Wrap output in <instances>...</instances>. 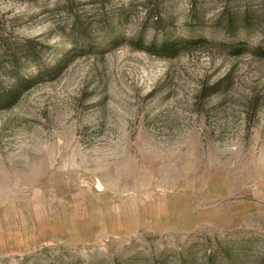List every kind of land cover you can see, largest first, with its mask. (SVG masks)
<instances>
[{
    "label": "rangeland",
    "instance_id": "rangeland-1",
    "mask_svg": "<svg viewBox=\"0 0 264 264\" xmlns=\"http://www.w3.org/2000/svg\"><path fill=\"white\" fill-rule=\"evenodd\" d=\"M10 92L0 264H264V0H0Z\"/></svg>",
    "mask_w": 264,
    "mask_h": 264
},
{
    "label": "trees",
    "instance_id": "trees-1",
    "mask_svg": "<svg viewBox=\"0 0 264 264\" xmlns=\"http://www.w3.org/2000/svg\"><path fill=\"white\" fill-rule=\"evenodd\" d=\"M14 92L16 91V90H13ZM14 92H13V95H12V93L10 94V93H3V94H1L0 95V105H6V104H8L12 99H13V96H14Z\"/></svg>",
    "mask_w": 264,
    "mask_h": 264
}]
</instances>
